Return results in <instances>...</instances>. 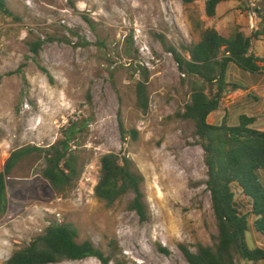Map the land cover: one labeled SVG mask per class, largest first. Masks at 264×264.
I'll list each match as a JSON object with an SVG mask.
<instances>
[{
  "label": "rangeland",
  "instance_id": "1",
  "mask_svg": "<svg viewBox=\"0 0 264 264\" xmlns=\"http://www.w3.org/2000/svg\"><path fill=\"white\" fill-rule=\"evenodd\" d=\"M5 1L13 16L0 11V172L14 150L49 147L80 118L87 127L79 141L86 167L70 195L58 194L44 179L45 161L37 155L8 178L0 264L52 224L74 227L77 242L91 241L113 256L111 264H189L182 245L193 252L199 244L213 246L218 229L205 152L194 122L181 118L192 78L179 71L168 50L199 43L206 28L225 37L261 32L264 0H226L214 17L207 14V0ZM39 43L36 56L31 48ZM251 53L264 57V35L253 41ZM263 75L251 76L232 64L228 82L242 89L225 97L210 123L220 125L227 116L229 125L238 126L240 116L249 113L264 132V108L251 97L253 81L262 88ZM144 76L146 112L136 93ZM121 122L126 130H137L136 140L123 141ZM110 153L128 158L132 170L144 177L148 221L129 209L133 194L114 207L95 196L100 160ZM233 189L243 212L250 213V200L237 185ZM254 221L251 215L248 243L264 249ZM56 264L102 263L88 258Z\"/></svg>",
  "mask_w": 264,
  "mask_h": 264
},
{
  "label": "trees",
  "instance_id": "2",
  "mask_svg": "<svg viewBox=\"0 0 264 264\" xmlns=\"http://www.w3.org/2000/svg\"><path fill=\"white\" fill-rule=\"evenodd\" d=\"M183 1L192 4L196 0ZM225 1L207 0L208 16L214 17L218 6ZM0 11L13 16L5 0H0ZM263 35L264 28L250 36L236 31L230 37L221 35L215 28H206L199 43L182 46L183 51L175 47L168 50L179 71L192 78L190 101L181 118L194 122L196 136L205 152L207 188L218 229L213 246L199 244L196 252L181 246L189 264H238V259L252 264L264 261V249H253L248 243L251 215L255 217V231L264 238V132L257 128L259 121L256 117L245 114L240 116L238 126L229 125L227 116L220 125L209 121L211 115L220 110L226 96L242 89L239 84L228 82L232 64L251 76L264 71V57L251 53L253 41ZM40 48L41 43L35 44L31 51L38 56ZM147 83L144 76L138 80L136 88L138 105L145 112L149 108ZM78 120L71 121L62 130L61 138L49 147L27 146L12 152L4 171L0 172V214L8 210V178L17 166L32 156L37 155L45 161L42 175L58 194L68 196L76 188L86 167L80 160L79 141L87 126L81 125L82 118ZM120 129L123 141L129 137L137 139V130H126L122 122ZM100 163L95 196L108 207H114L124 197L133 194L129 209L136 212L142 222L148 221L149 211L142 191L144 177L132 170L130 160L110 153L102 156ZM234 185L250 200V213H244L237 202ZM77 239L78 233L71 225L52 224L4 264H56L88 258L111 264L113 256L98 249L91 241L79 243ZM161 251L168 253L163 248Z\"/></svg>",
  "mask_w": 264,
  "mask_h": 264
},
{
  "label": "crops",
  "instance_id": "3",
  "mask_svg": "<svg viewBox=\"0 0 264 264\" xmlns=\"http://www.w3.org/2000/svg\"><path fill=\"white\" fill-rule=\"evenodd\" d=\"M253 85H252V90L254 91V92H252L251 93V97L254 99V101L255 102H257L258 103V105L256 106V107H261V106H263V108H264V75H263V87L262 88H260L259 87V84H258V80H255V81H253V83H252ZM251 90V91H252ZM250 91V92H251ZM254 93V94H253ZM252 94H253V96H252ZM249 95V94H248ZM259 97H261V98H259ZM255 108V107H254ZM260 109V108H259ZM255 110V109H254ZM218 112V111H217ZM217 112H215L214 114H216ZM245 115H247V116H249V117H256L257 118V116H255L254 114H249V113H247V114H245ZM212 116V115H211ZM259 120V119H258ZM209 121H210V119H209ZM259 124V123H258ZM258 126V125H257Z\"/></svg>",
  "mask_w": 264,
  "mask_h": 264
}]
</instances>
